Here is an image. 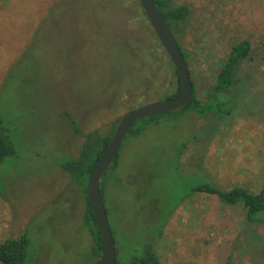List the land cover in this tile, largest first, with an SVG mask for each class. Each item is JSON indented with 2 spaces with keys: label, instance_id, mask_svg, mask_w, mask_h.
Listing matches in <instances>:
<instances>
[{
  "label": "rangeland",
  "instance_id": "1",
  "mask_svg": "<svg viewBox=\"0 0 264 264\" xmlns=\"http://www.w3.org/2000/svg\"><path fill=\"white\" fill-rule=\"evenodd\" d=\"M172 1L190 9L175 37L201 100L215 98L234 45L250 40L252 60L227 115L175 112L126 138L102 181L118 263L153 244L162 264H264V225L192 191L264 187V0ZM150 26L129 4L0 0V120L17 149L0 166V244L24 236V264H95L81 189L62 163L78 158L86 135L106 136L131 108L175 91L174 65Z\"/></svg>",
  "mask_w": 264,
  "mask_h": 264
},
{
  "label": "trees",
  "instance_id": "2",
  "mask_svg": "<svg viewBox=\"0 0 264 264\" xmlns=\"http://www.w3.org/2000/svg\"><path fill=\"white\" fill-rule=\"evenodd\" d=\"M105 1L115 2L120 6V8H122L126 4H129L134 11L138 10V7H140L142 10V14L148 23V19L146 17V14L144 12L140 0H105ZM156 3L159 10L164 15L166 21L168 22L169 26L171 27L175 35V33L177 32L176 24L179 22H185L190 16L189 7L185 5L179 7L175 6L172 0H156ZM133 18L134 17H131V20ZM143 28L145 30L144 26ZM151 29L153 30L152 27ZM153 33L156 36L154 30ZM150 51L153 54L155 53L158 54L156 48L150 47ZM165 54L167 55L166 52ZM183 54L188 62L187 55L185 54V52H183ZM252 54H253V45L250 40L241 41L240 43L234 45L231 48L230 52L223 60L220 71L217 74L215 84L211 88V92L214 94L215 98L213 97L209 102H204L196 95L195 85L192 80V76L190 72V76L194 88L193 98L187 107L179 111H176V113L185 114L188 111H192L195 114L203 117H207L212 113H214L218 117L227 115L228 111H224L223 106L227 101H230L232 99L235 101L233 93L235 92L239 83L240 69L244 63L250 62L252 60ZM175 73H176V77L174 79L175 91L172 92V94L167 95L164 99L176 97L181 93V83L178 74L176 72V69H175ZM164 87L166 88V90H170L173 88V84L169 85L165 83ZM153 88L154 85L152 87H149V89H146L143 92V94H147V93L149 94L153 90ZM127 96L129 97V94ZM224 97H228V99L225 100ZM132 109L135 108H131V110ZM174 113L175 112L159 114L140 120L131 129L128 136H140L147 129L148 126L155 124L156 119ZM140 123L142 124V126L137 127V125ZM71 124L73 127L76 128L77 134H80L77 128V124L73 118ZM114 131L115 128L106 136H101L98 133H90L86 135L85 143L79 152L78 158L76 159L69 158L67 161L62 163L63 168L71 174L77 186H79L84 191L85 194L87 192L88 178L92 170L96 166L98 160L104 153L106 147L108 146ZM184 146H186V143L184 144ZM16 154H17L16 145L13 142L8 132V129L5 127L4 122L0 120V166L6 161L8 157L15 156ZM119 163H120V155L115 159V161L113 162V164L110 166V168L107 170L106 173H108L111 169L116 170L119 166ZM102 181H101V192L104 197L105 188L102 187ZM192 191L195 193H207L210 195L217 196L222 203L229 206L241 205L246 210V218L249 223L259 226L264 225V217H261V214H264V187L261 190V192L254 193L250 189L241 186H235L230 190H226L217 185L205 183L193 187ZM86 201H87V213L84 224L93 237V241H94L93 253H94V257L96 258L95 264H98L103 251V241L101 234L97 228V224L93 212L90 208V204L88 202L87 197H86ZM27 246H28V240L24 236L19 237L17 239L14 238L7 239L4 243L0 244V264H24L27 257L25 253ZM153 246H154L153 244L152 245L150 244L146 250L145 256L141 259H135L131 264H162L158 252L154 249ZM115 264H119L118 252H117V259Z\"/></svg>",
  "mask_w": 264,
  "mask_h": 264
},
{
  "label": "water",
  "instance_id": "3",
  "mask_svg": "<svg viewBox=\"0 0 264 264\" xmlns=\"http://www.w3.org/2000/svg\"><path fill=\"white\" fill-rule=\"evenodd\" d=\"M140 2L160 44L176 69L181 83V93L176 97L147 103L128 111L119 120L108 146L88 178L87 197L103 241V251L98 264H115L117 259L116 241L101 192L103 176L120 155L127 136L138 121L150 116L179 111L189 105L194 95L188 62L156 0Z\"/></svg>",
  "mask_w": 264,
  "mask_h": 264
},
{
  "label": "flooded vegetation",
  "instance_id": "4",
  "mask_svg": "<svg viewBox=\"0 0 264 264\" xmlns=\"http://www.w3.org/2000/svg\"><path fill=\"white\" fill-rule=\"evenodd\" d=\"M81 189V188H80ZM81 197H82V205L84 207V221H85V217H86V213H87V201H86V197H87V192L86 194L84 193V191L81 189ZM88 199V197H87ZM89 202V201H88ZM90 204V203H89ZM91 208V207H90Z\"/></svg>",
  "mask_w": 264,
  "mask_h": 264
}]
</instances>
